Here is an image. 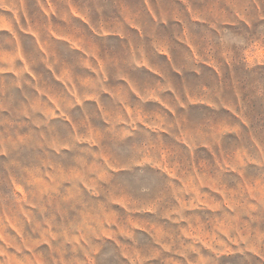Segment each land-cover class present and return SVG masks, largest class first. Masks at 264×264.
<instances>
[{
    "label": "rangeland",
    "instance_id": "obj_1",
    "mask_svg": "<svg viewBox=\"0 0 264 264\" xmlns=\"http://www.w3.org/2000/svg\"><path fill=\"white\" fill-rule=\"evenodd\" d=\"M133 1L73 0L91 26L102 14L105 28ZM192 1L215 10V26L193 31L213 44L215 64L192 67L188 94L215 107L183 112V124L194 134L200 125L208 147L190 152L178 142L159 168L117 171L111 137L61 142L54 151L32 106L7 104L0 113V264H264V0ZM107 36L98 42L105 56L116 44ZM56 131L63 139V129Z\"/></svg>",
    "mask_w": 264,
    "mask_h": 264
},
{
    "label": "crops",
    "instance_id": "obj_2",
    "mask_svg": "<svg viewBox=\"0 0 264 264\" xmlns=\"http://www.w3.org/2000/svg\"><path fill=\"white\" fill-rule=\"evenodd\" d=\"M172 2L165 9L128 2L105 28L102 14L91 26L73 0H0V113L7 104L31 105L36 126L50 129L54 151L61 142L67 148L111 137L117 171L159 168L178 142L190 152L208 147L200 125L195 134L194 127L184 129L183 112L215 107L188 94L192 67L215 64L213 44L193 35L213 25L215 10L198 9L192 0ZM76 17L80 22L73 24ZM108 34L116 44L105 56L98 42ZM56 129H63V139Z\"/></svg>",
    "mask_w": 264,
    "mask_h": 264
}]
</instances>
